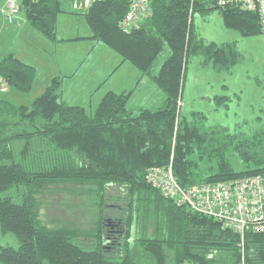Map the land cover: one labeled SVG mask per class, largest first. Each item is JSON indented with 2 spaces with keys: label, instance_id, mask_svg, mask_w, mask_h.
<instances>
[{
  "label": "trees",
  "instance_id": "trees-1",
  "mask_svg": "<svg viewBox=\"0 0 264 264\" xmlns=\"http://www.w3.org/2000/svg\"><path fill=\"white\" fill-rule=\"evenodd\" d=\"M20 3L30 25L55 39L64 1ZM150 7L151 15L130 30L119 26L128 0L95 1L75 12L93 38L156 82L165 95L160 107L130 110V93L108 91L89 114L63 99L57 75L31 104L0 98V231L17 239L16 245L0 243V264H264V234L247 233L242 246L240 233L175 203L146 178L148 168L170 161L183 185L264 172V128L253 137L207 130L180 111L190 55L216 70H230L242 57L233 43L198 38L194 12L218 9L227 27L245 35L262 32L258 15L210 0H150ZM35 71L12 51L0 57L6 86L29 91ZM230 151L244 168L233 166ZM60 183L85 186L97 200L91 228L41 219L38 196ZM110 186L124 187L125 195ZM109 199L122 200L123 210L109 214Z\"/></svg>",
  "mask_w": 264,
  "mask_h": 264
},
{
  "label": "rangeland",
  "instance_id": "rangeland-1",
  "mask_svg": "<svg viewBox=\"0 0 264 264\" xmlns=\"http://www.w3.org/2000/svg\"><path fill=\"white\" fill-rule=\"evenodd\" d=\"M64 3L69 6V0ZM7 4V0H0V57L12 51L31 63L36 71L29 91L7 85L5 90L0 87V98L31 104L50 83L54 75L51 72H56L62 79L65 101L81 104L89 114L95 112L109 89L130 93L127 101L130 110L156 109L162 105L165 95L156 82L141 74L131 62L121 63V55L93 38L84 16L70 6V10L58 15L56 38L50 39L30 25L23 11L9 22ZM192 20L198 38L205 43H233L242 57L230 70H216L201 55H190L180 101L181 114L195 119L203 129H224L253 137L264 128V31L245 35L229 28L218 9L195 11ZM89 32L91 36L84 39L69 38ZM168 52L166 48L159 56L156 69ZM229 158L236 169L245 167L233 151ZM76 187L79 189L75 190ZM85 189L81 185L60 183L43 191L37 205L41 219L52 226L91 228L97 217L94 206L97 200ZM108 190L125 195L124 187L110 186ZM107 204L109 214L123 210L125 205L120 199H109ZM0 243L16 245L17 239L13 233L0 231Z\"/></svg>",
  "mask_w": 264,
  "mask_h": 264
},
{
  "label": "built area",
  "instance_id": "built-area-1",
  "mask_svg": "<svg viewBox=\"0 0 264 264\" xmlns=\"http://www.w3.org/2000/svg\"><path fill=\"white\" fill-rule=\"evenodd\" d=\"M41 1V0H34ZM66 2V0H63ZM101 0H69L73 11L84 12L92 3ZM212 5L232 4L255 12L264 31V0H210ZM9 22L21 10L17 0H7ZM129 8L119 22L124 30L139 25L151 15L150 0H128ZM5 90V84L0 83ZM147 180L160 189L164 196L179 205H187L196 212L208 215L241 235L242 246L247 233L264 234V172L183 185L176 177L173 163L152 166L146 172ZM183 264H188L187 262ZM241 264H245L244 261Z\"/></svg>",
  "mask_w": 264,
  "mask_h": 264
},
{
  "label": "crops",
  "instance_id": "crops-1",
  "mask_svg": "<svg viewBox=\"0 0 264 264\" xmlns=\"http://www.w3.org/2000/svg\"><path fill=\"white\" fill-rule=\"evenodd\" d=\"M64 8L66 9L64 12H67L68 10H70V8H69V6H65L64 5ZM64 12H62V13H64ZM91 36V32H89L88 34L87 33H83V34H77V35H75V36H72V37H69V38H71V39H84V38H87V37H90ZM122 60V59H121ZM122 62H125V61H121V63ZM27 63V62H26ZM28 64H31V63H28ZM32 65V64H31ZM48 71V70H47ZM46 71V72H47ZM52 74H54L53 76H56V72H51ZM51 74V75H52ZM142 74V73H141ZM106 77H107V74H106ZM108 91H115V90H113V89H109ZM126 90H124V91H122V92H125ZM115 92H118V91H115ZM118 93H121V91H119ZM62 97H63V99H64V95H63V86H62ZM65 100V99H64ZM70 104H72V105H80L81 106V104H79V103H77V102H73V103H70ZM84 107V106H83ZM85 108V107H84ZM143 108V107H142Z\"/></svg>",
  "mask_w": 264,
  "mask_h": 264
},
{
  "label": "water",
  "instance_id": "water-1",
  "mask_svg": "<svg viewBox=\"0 0 264 264\" xmlns=\"http://www.w3.org/2000/svg\"><path fill=\"white\" fill-rule=\"evenodd\" d=\"M20 8L22 9V6H20Z\"/></svg>",
  "mask_w": 264,
  "mask_h": 264
},
{
  "label": "bare ground",
  "instance_id": "bare-ground-1",
  "mask_svg": "<svg viewBox=\"0 0 264 264\" xmlns=\"http://www.w3.org/2000/svg\"><path fill=\"white\" fill-rule=\"evenodd\" d=\"M20 12V11H19Z\"/></svg>",
  "mask_w": 264,
  "mask_h": 264
}]
</instances>
